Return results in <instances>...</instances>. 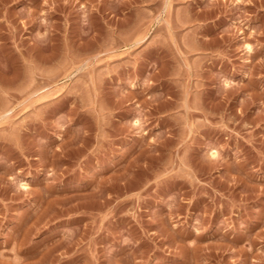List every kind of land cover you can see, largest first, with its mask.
<instances>
[{
	"label": "rangeland",
	"instance_id": "374dc122",
	"mask_svg": "<svg viewBox=\"0 0 264 264\" xmlns=\"http://www.w3.org/2000/svg\"><path fill=\"white\" fill-rule=\"evenodd\" d=\"M0 264H264V0H0Z\"/></svg>",
	"mask_w": 264,
	"mask_h": 264
}]
</instances>
